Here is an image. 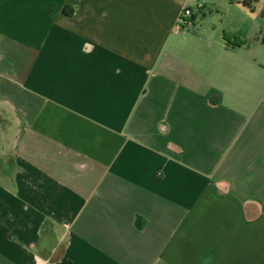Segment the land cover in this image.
<instances>
[{
    "label": "crops",
    "instance_id": "0c3cea01",
    "mask_svg": "<svg viewBox=\"0 0 264 264\" xmlns=\"http://www.w3.org/2000/svg\"><path fill=\"white\" fill-rule=\"evenodd\" d=\"M243 1L0 0V264H264Z\"/></svg>",
    "mask_w": 264,
    "mask_h": 264
},
{
    "label": "built area",
    "instance_id": "2783aa9c",
    "mask_svg": "<svg viewBox=\"0 0 264 264\" xmlns=\"http://www.w3.org/2000/svg\"><path fill=\"white\" fill-rule=\"evenodd\" d=\"M193 13L191 9H185L179 18L178 29L189 31L193 26Z\"/></svg>",
    "mask_w": 264,
    "mask_h": 264
},
{
    "label": "trees",
    "instance_id": "16d2710c",
    "mask_svg": "<svg viewBox=\"0 0 264 264\" xmlns=\"http://www.w3.org/2000/svg\"><path fill=\"white\" fill-rule=\"evenodd\" d=\"M236 1H239V0H236ZM256 2H258V0H245V1H243V4L246 6H250V4H254ZM224 39H225L227 45L232 46V47H240V46H243L246 44L245 42L240 41L236 37H229L226 34L224 35Z\"/></svg>",
    "mask_w": 264,
    "mask_h": 264
},
{
    "label": "rangeland",
    "instance_id": "374dc122",
    "mask_svg": "<svg viewBox=\"0 0 264 264\" xmlns=\"http://www.w3.org/2000/svg\"><path fill=\"white\" fill-rule=\"evenodd\" d=\"M192 11H193V15L195 17L196 23L198 24L201 23L204 19L202 11L196 6H193Z\"/></svg>",
    "mask_w": 264,
    "mask_h": 264
}]
</instances>
